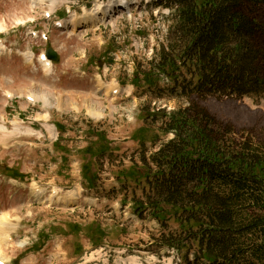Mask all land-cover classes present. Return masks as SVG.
Wrapping results in <instances>:
<instances>
[{
	"label": "rangeland",
	"instance_id": "374dc122",
	"mask_svg": "<svg viewBox=\"0 0 264 264\" xmlns=\"http://www.w3.org/2000/svg\"><path fill=\"white\" fill-rule=\"evenodd\" d=\"M115 5L0 0V258L8 264H181L175 251L151 250L159 225L134 214L141 188L115 179L137 158L140 129L148 151L159 145L151 143L158 124L146 123L140 109L176 107L167 92L157 99L131 81L135 63L151 59L163 41L171 13L150 0ZM99 7L103 12L87 25L71 26L67 17L64 29L53 27L65 10L80 18ZM47 49L57 57L48 73L37 60ZM26 51L33 52L31 60ZM207 101L211 114L249 134L264 158V96ZM93 132L104 133L111 151L95 162L98 180L89 188L80 172Z\"/></svg>",
	"mask_w": 264,
	"mask_h": 264
},
{
	"label": "trees",
	"instance_id": "16d2710c",
	"mask_svg": "<svg viewBox=\"0 0 264 264\" xmlns=\"http://www.w3.org/2000/svg\"><path fill=\"white\" fill-rule=\"evenodd\" d=\"M151 5L170 11L172 24L153 57L135 63L131 81L157 99L167 92L176 107L140 109L164 139L152 138L159 145L148 151L140 129L137 158L115 179L141 188L132 206L140 219L158 223L148 245L156 253L175 251L181 264H264L263 152L249 134L239 135L205 106L211 98L264 96V0ZM163 79L170 82L166 88L160 87ZM90 137L81 176L92 188L98 180L93 166L111 150L104 133Z\"/></svg>",
	"mask_w": 264,
	"mask_h": 264
},
{
	"label": "bare ground",
	"instance_id": "6f19581e",
	"mask_svg": "<svg viewBox=\"0 0 264 264\" xmlns=\"http://www.w3.org/2000/svg\"><path fill=\"white\" fill-rule=\"evenodd\" d=\"M122 3L126 4L127 2L124 0ZM110 5H108L107 8H109ZM111 7V6H110ZM103 12L102 8H97L96 10H94L93 12H91L90 14H85L83 15L82 17H77V18H72L71 20H68V23L70 22V25L71 23L73 22L74 24L77 23V25H87L88 23H91L93 21H95L97 19V17ZM63 24V29L65 28V25H64V22H62ZM65 24H67V22H65ZM72 26V25H71ZM74 27V25H73ZM50 65L48 64V67ZM51 70V69H50ZM38 99V98H36ZM46 100L44 101V104ZM48 103V102H47ZM1 259V258H0ZM3 260V259H2Z\"/></svg>",
	"mask_w": 264,
	"mask_h": 264
},
{
	"label": "water",
	"instance_id": "95a60500",
	"mask_svg": "<svg viewBox=\"0 0 264 264\" xmlns=\"http://www.w3.org/2000/svg\"><path fill=\"white\" fill-rule=\"evenodd\" d=\"M46 56L49 60H52V61H57V57H56V54L51 50V49H48L46 51Z\"/></svg>",
	"mask_w": 264,
	"mask_h": 264
}]
</instances>
